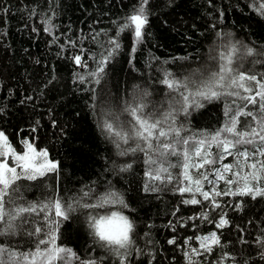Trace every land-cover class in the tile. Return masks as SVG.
<instances>
[{
	"label": "trees",
	"instance_id": "obj_1",
	"mask_svg": "<svg viewBox=\"0 0 264 264\" xmlns=\"http://www.w3.org/2000/svg\"><path fill=\"white\" fill-rule=\"evenodd\" d=\"M138 6V0H0V131L17 151L21 140H34L37 149L46 148L49 158L59 162L58 173L20 181L16 203H46L53 194L60 195L73 210L60 225L57 243L97 264H116V258L95 242L88 217L111 211L133 221L136 243L129 264H264V195H240L235 184L221 182L217 192L234 194L214 196L219 207L198 193L201 203H184L193 193L177 191L180 168L170 169L171 182L150 179L148 156L140 151L120 155L135 145L129 141L117 148L101 127L110 116L127 126L132 117L125 108L135 102L146 105V115L179 109V94L162 83L164 74L186 80L193 73L214 71L218 33L264 48V0H149L148 23L139 42L130 30L119 31ZM112 39L119 48L113 49ZM76 56L81 57L79 64ZM105 58L96 83L92 73ZM241 67L264 73V59L245 57ZM201 103L187 116H175V126L185 129L182 136L214 132L223 126L228 105L235 110L245 102L225 96ZM248 110L257 113L258 105H248ZM245 119L240 117L242 124ZM211 151L215 157L218 149L213 145ZM168 160L178 163L177 157ZM207 183L202 182L204 189ZM255 186L264 187V180ZM106 191L122 195L129 207H83L96 203L92 194ZM24 215L27 220L16 221L15 234L0 235V244L20 252L35 248L38 237L29 233L36 226L47 231L46 213ZM222 217L227 223L217 227ZM211 233L217 234L218 243L209 253L198 239ZM193 248L202 254L192 253Z\"/></svg>",
	"mask_w": 264,
	"mask_h": 264
},
{
	"label": "snow or ice",
	"instance_id": "obj_2",
	"mask_svg": "<svg viewBox=\"0 0 264 264\" xmlns=\"http://www.w3.org/2000/svg\"><path fill=\"white\" fill-rule=\"evenodd\" d=\"M138 4L139 6L134 7L124 18V23L119 26L120 32L130 30L137 42L143 38L144 28L148 23L149 0H138ZM217 35L220 42L212 49L213 58L217 61L214 71L193 73L192 77L186 80H176L170 78V73L164 74L162 83L179 94V109L170 108L168 112L159 116L153 113L146 115L144 113L146 105L143 102H135L125 108L132 117L127 126L119 124L118 117L115 116L103 119L101 124L102 131L113 139L117 148H120L121 143L129 144V141L135 145L134 147L130 145L129 148L121 151L120 155L140 151L148 156L150 168L146 175L150 179L161 182L166 179L171 182L173 175L170 169L180 168L177 191L181 194L193 193V198L184 203H201L195 198V193H199L204 200H210L214 207H219L214 196L234 193L231 190L217 192L215 181L209 179L213 174L228 185L235 184L240 195L253 197L264 195V187L255 186L264 180V159H257L264 157V73L257 74L241 67L245 57L264 59V48L256 49L240 42H233L231 33ZM109 43L112 44L113 49L120 46L117 39H112ZM74 59L77 64L81 62L80 56ZM106 63V58L101 59L96 71L92 73L96 83H99L100 74L104 72ZM225 96L239 98L245 102L244 106L233 110L231 105H228L225 108L226 119L223 126L212 133L181 135L185 130L183 125L175 126V116L179 112L187 116L190 108L203 107L202 100L211 101ZM235 103L236 100L233 99L232 104ZM248 105H258V112L248 110ZM240 117L246 118L243 124ZM249 117L251 123L247 120ZM19 143L21 147L20 151H17L8 136L0 131V235L15 234L16 221L23 223L27 220L24 214H38V211L46 213L44 220L47 231L40 226L33 228L29 235L37 236L38 239L35 248L31 251L20 252L0 244V264H70L72 260L78 261V264H97L95 259L81 260L72 249L57 243L60 225L68 220L73 210L72 205L60 195L53 194V199L46 203H16L21 187L20 181H36L51 173L59 172V162L49 158L46 148L37 149L34 140H21ZM190 145L192 146L189 147ZM213 145L218 149L215 157L211 151ZM233 150L239 157L235 165L224 164L223 170L205 169V165H216L222 162L226 155H233ZM149 153L158 154L159 159H152ZM168 157H177L178 163H171ZM154 164L158 165L155 169L151 168ZM130 167V164L126 166V168ZM190 169L196 170L195 177L190 173ZM224 172L231 173L236 179L225 177ZM162 173L167 175L162 176ZM185 181L188 182L186 186H184ZM203 181H207L213 187L204 191ZM88 193H91V189ZM92 195L95 196L96 203H85L83 207L99 208L107 204H119L125 209L129 207L123 196L115 192L106 191L104 194ZM226 223L227 221L222 217L217 227ZM88 227L95 242L116 258V264H129L136 243L133 238L134 224L129 216L121 211H111L109 214L99 216L92 215L88 217ZM169 243L175 241L170 240ZM216 243L218 238L215 233L201 238V247L205 252L210 253ZM136 251L139 252L140 249L136 248ZM191 252L202 254L196 248L191 249Z\"/></svg>",
	"mask_w": 264,
	"mask_h": 264
},
{
	"label": "rangeland",
	"instance_id": "obj_3",
	"mask_svg": "<svg viewBox=\"0 0 264 264\" xmlns=\"http://www.w3.org/2000/svg\"><path fill=\"white\" fill-rule=\"evenodd\" d=\"M229 158H232V159H231V160H228ZM238 159H239V157H237V156L235 155V152H233V155H226L225 158L223 159V161L219 163V165H218L217 168H220L221 170H223V165H224V164H233V165H235L233 160H238ZM257 159H264V157H258ZM234 170H235V169H234ZM245 171H250V170L245 169ZM190 173L193 175V177L196 176V170H195V169H190ZM224 175H225V177H228V178H231V176H232V174L229 173V172H224ZM210 180L215 181V188H216V191H217V187H218V185H219L221 182H225L224 180H219V179H217L216 176H215L214 174L212 175V177H210ZM207 184H208V189H204V188H203L204 191H208L209 189H211V188L213 187L212 184H209V183H207ZM198 194H199V193H198ZM199 196H200L201 198H203L200 194H199ZM192 198H193V195H192L190 198H188V200H190V199H192ZM195 198L198 200V197H197L196 195H195ZM224 219H225V218H224ZM225 220H226V219H225ZM224 225H225V224H224ZM211 234H212V233H211ZM215 234H216V233H215ZM207 236H210V234L199 237L198 242H199V246H200V248H202V247H201V238H203V237H207ZM216 237L218 238L217 234H216ZM202 249H203V248H202Z\"/></svg>",
	"mask_w": 264,
	"mask_h": 264
}]
</instances>
